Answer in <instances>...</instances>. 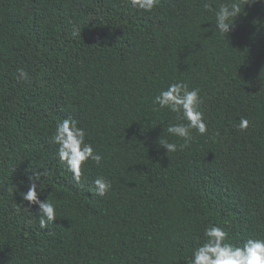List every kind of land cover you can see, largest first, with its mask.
I'll return each instance as SVG.
<instances>
[{
	"label": "trees",
	"instance_id": "1",
	"mask_svg": "<svg viewBox=\"0 0 264 264\" xmlns=\"http://www.w3.org/2000/svg\"><path fill=\"white\" fill-rule=\"evenodd\" d=\"M225 2L0 0V264H186L212 224L235 245L264 238V0H241L222 37ZM180 81L201 90L208 131L167 153L159 138L182 144L166 129L186 121L153 99ZM66 116L104 157L79 184L51 141ZM37 172L57 205L46 229L21 195Z\"/></svg>",
	"mask_w": 264,
	"mask_h": 264
},
{
	"label": "clouds",
	"instance_id": "2",
	"mask_svg": "<svg viewBox=\"0 0 264 264\" xmlns=\"http://www.w3.org/2000/svg\"><path fill=\"white\" fill-rule=\"evenodd\" d=\"M160 0H129L132 8L144 12H153ZM256 0H246V4L255 3ZM241 0H226L215 10V29L223 37L234 27L235 19L242 12ZM206 9L210 5L205 3ZM79 35L78 28L73 25L71 36ZM18 81L31 82L30 74L23 68L16 75ZM204 98L199 88H189L183 81L174 82L166 89L160 91L153 99V104L161 109L167 108L177 114L178 121L186 123H171L166 131L169 135L180 138L183 143L177 144L168 139L159 138V145L164 147L167 153L176 152L178 149L188 147L193 139V130L199 135H205L208 131L205 113L203 111ZM250 121L242 118L237 125L240 130H246ZM87 130L79 126V121L71 116H66L56 124L51 141L58 145V159L67 165L73 174L77 184L89 161L97 166L101 165L104 157L98 152L94 145L86 138ZM44 174V173H43ZM41 173H35L28 177L27 191L22 192L24 201L28 207L37 206L39 213V226L46 229L57 219V205L52 201L41 199L43 191L38 192ZM111 181L97 177L94 180V196H105L111 189ZM204 240L196 247L186 264H264V238H248L241 245L230 242L229 233L220 225L212 224L203 232Z\"/></svg>",
	"mask_w": 264,
	"mask_h": 264
}]
</instances>
